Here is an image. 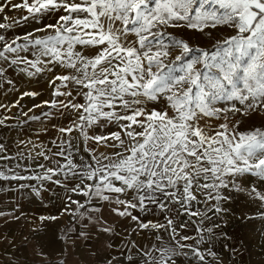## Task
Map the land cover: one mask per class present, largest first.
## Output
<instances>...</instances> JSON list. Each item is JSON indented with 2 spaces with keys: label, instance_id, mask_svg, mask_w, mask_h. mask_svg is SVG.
I'll use <instances>...</instances> for the list:
<instances>
[{
  "label": "snow or ice",
  "instance_id": "obj_1",
  "mask_svg": "<svg viewBox=\"0 0 264 264\" xmlns=\"http://www.w3.org/2000/svg\"><path fill=\"white\" fill-rule=\"evenodd\" d=\"M13 7L24 8L33 18L61 10L67 15H60L56 24L37 29L51 28L55 32L46 39L31 41L25 36L27 43L21 45L16 39L8 42L0 35V42L4 44L0 60L25 64L27 67L22 71L30 68L39 73L44 70L41 66L53 62L72 70L51 81L61 82L53 94L71 96V91L60 90L67 89L71 82L86 89L82 92L85 103L44 102L52 108H69L79 113L72 126L59 131L70 135L79 130L85 141L105 142L106 147L122 149L111 155L101 153L99 157L91 155L95 149L88 150L96 166L84 165L87 171L80 175L96 181L82 191L89 202L93 198L108 201L110 197L105 193L133 190L137 203L115 197L113 202L124 205V210L113 211L121 217L138 220L127 209L142 210L146 200L156 202L157 192L180 203L179 192L187 207L197 200L193 188L197 192L210 190L203 194L219 200L226 199L219 195V190L234 185L238 176L250 174L264 180V130L238 132L236 126L229 129L227 124H222V130L209 135L198 124L201 116L211 117L224 111L213 107L217 101L238 102L243 109L233 103L228 110L242 113L264 105V0H32L31 4L23 0ZM3 11L4 7L0 6V12ZM218 25H227L236 34L217 42L214 51L192 48L167 32L168 28L181 27L203 32ZM8 27L0 24V28ZM130 36L135 39H129ZM29 46L36 49L34 60L19 56ZM77 46L93 47L97 51L85 55ZM177 49L180 55L169 60L170 51ZM9 54L16 57L11 58ZM161 98L168 101L173 115L155 109L146 112L139 107ZM100 120L118 123L120 131L107 136H89L85 129ZM137 127L141 131H136ZM63 154V151L57 153ZM66 167L71 171L77 165L69 161ZM48 171L55 174L53 169ZM0 179H7L3 172ZM252 192L264 203V194L254 187ZM73 203L79 205L77 201ZM159 206L164 208L163 203ZM190 215L199 213L190 212ZM168 223L171 225L172 221ZM171 233L175 239V229ZM185 247L191 246L177 241L176 247L157 248L158 255L151 257V264H175L173 258L180 254L178 249ZM193 251L204 260L202 254Z\"/></svg>",
  "mask_w": 264,
  "mask_h": 264
},
{
  "label": "crops",
  "instance_id": "obj_2",
  "mask_svg": "<svg viewBox=\"0 0 264 264\" xmlns=\"http://www.w3.org/2000/svg\"><path fill=\"white\" fill-rule=\"evenodd\" d=\"M0 35L8 42L16 39L21 45L27 43L18 36L16 28L7 31L0 28ZM3 46L0 42V49ZM35 51L29 46L19 52V56L34 60ZM9 55L16 57V54ZM26 67L25 64L14 65L0 60V69L3 70L0 74V120L3 121L0 124V172L7 177L0 179V264H151V257L158 255L155 249L176 247L177 241L191 247L178 249L180 254L173 258L175 264H252L249 246L244 241L243 232L247 230L234 222L227 211V188L219 190V195L226 197L219 200L203 194L210 190L197 192L193 188L197 200L187 207L179 192L180 203L157 192L156 202L146 200L142 210L127 209L138 220L131 216L121 217L113 211L117 208L124 210V205L113 202L115 197L137 203V194L133 190L120 194L105 193L110 197L108 201L93 198L89 202L82 191L96 181L80 175L87 171L83 166H96L91 155H111L122 149L106 147L105 142L85 141L79 130L70 135L59 131L72 126L79 113L69 108H52L44 102L85 103L82 92L86 89L71 82H68L67 89H60L71 91V96L53 94L61 82L51 81L72 70L59 64H47L41 66L44 70L39 73L30 68L22 71ZM139 107L146 112L155 109L173 115V110L160 101H148ZM211 120L214 119L201 116L198 124L209 135H214L210 128L216 123ZM85 130L89 136H107L120 131V127L118 123L100 120ZM136 131L141 129L137 127ZM89 149H95V152L90 155ZM62 151L63 155H57ZM69 161L77 165L71 171L66 167ZM48 169H53L55 174ZM45 176L51 178L44 179ZM115 183L119 186V182ZM161 203L164 208L159 206ZM190 212L199 215H190ZM143 224L149 227L144 228ZM105 228L110 231H104ZM171 229H175V239ZM193 249L204 256L203 261ZM149 252L151 256L146 255Z\"/></svg>",
  "mask_w": 264,
  "mask_h": 264
},
{
  "label": "rangeland",
  "instance_id": "obj_3",
  "mask_svg": "<svg viewBox=\"0 0 264 264\" xmlns=\"http://www.w3.org/2000/svg\"><path fill=\"white\" fill-rule=\"evenodd\" d=\"M22 3L23 0H1V6L4 7V11L0 12L2 24L10 25V27L3 28V30L7 31L10 28H16L17 34L21 39L28 36L29 40L34 41L55 35V32L51 28H47L44 31H37V29H45L49 24H56L60 15H67V13L61 10L40 14L33 18L29 16L24 8L13 7ZM28 3L31 4L32 0H28ZM25 16H29V19L24 20L23 17ZM15 19L16 22H14ZM167 32L178 39H182L192 48L206 51H214L217 42H223L236 34L235 30L229 28L227 25H218L215 28L208 27L203 32L187 27L168 28ZM29 33L32 35L29 36ZM129 39H135V37L130 36ZM77 50L85 55L94 54L97 51L96 48L87 46H77ZM177 55H180L178 49L171 50L169 60H175ZM51 64L57 63L53 62ZM199 67L200 65H197V68ZM158 101L169 107L166 99L161 98ZM233 103L236 108L243 109L242 105L234 101H217L214 103L213 107L224 109V111H219L216 115L211 116V119H214L211 122L213 124L216 123L210 128L211 134L222 130L220 129V125L222 124H227L229 129L236 126V131L238 132H249L257 128L264 130V105L255 111L248 110L246 113H242L241 111L228 110ZM253 187L261 194H264V180H260L258 177L250 174L236 177L235 184H230L227 188L226 204L227 211L233 218V221L245 226L244 228L247 230L243 232L244 241L249 246L252 264H264V203L255 198V193L252 192Z\"/></svg>",
  "mask_w": 264,
  "mask_h": 264
}]
</instances>
